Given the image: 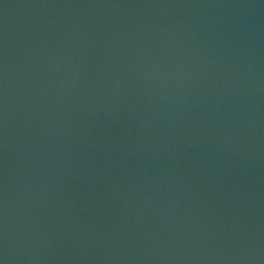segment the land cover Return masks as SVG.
<instances>
[{"label": "water", "instance_id": "95a60500", "mask_svg": "<svg viewBox=\"0 0 264 264\" xmlns=\"http://www.w3.org/2000/svg\"><path fill=\"white\" fill-rule=\"evenodd\" d=\"M0 264H264V0H0Z\"/></svg>", "mask_w": 264, "mask_h": 264}]
</instances>
